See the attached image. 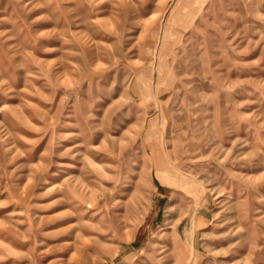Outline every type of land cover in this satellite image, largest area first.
<instances>
[{
    "label": "rangeland",
    "instance_id": "374dc122",
    "mask_svg": "<svg viewBox=\"0 0 264 264\" xmlns=\"http://www.w3.org/2000/svg\"><path fill=\"white\" fill-rule=\"evenodd\" d=\"M0 264H264V0H0Z\"/></svg>",
    "mask_w": 264,
    "mask_h": 264
}]
</instances>
